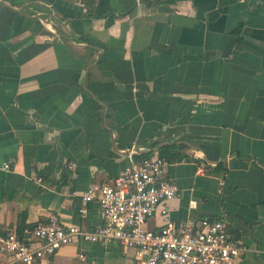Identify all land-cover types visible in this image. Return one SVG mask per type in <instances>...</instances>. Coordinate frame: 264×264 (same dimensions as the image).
I'll return each instance as SVG.
<instances>
[{
	"label": "crops",
	"instance_id": "0c3cea01",
	"mask_svg": "<svg viewBox=\"0 0 264 264\" xmlns=\"http://www.w3.org/2000/svg\"><path fill=\"white\" fill-rule=\"evenodd\" d=\"M89 1L0 0V236L93 230L87 186L163 156L169 219H223L239 264H264V0ZM132 258L76 240L39 264Z\"/></svg>",
	"mask_w": 264,
	"mask_h": 264
},
{
	"label": "built area",
	"instance_id": "2783aa9c",
	"mask_svg": "<svg viewBox=\"0 0 264 264\" xmlns=\"http://www.w3.org/2000/svg\"><path fill=\"white\" fill-rule=\"evenodd\" d=\"M167 166L165 158L151 155L129 162L110 182L88 185L77 213L84 215L90 203L97 206L101 225L93 230L63 227L55 217L19 231L7 229L0 236V264H39L76 240L116 243L133 252L132 264H239L244 249L223 219L181 225L169 219L166 203L177 189L163 179ZM157 214L160 226L148 231L147 221Z\"/></svg>",
	"mask_w": 264,
	"mask_h": 264
},
{
	"label": "trees",
	"instance_id": "16d2710c",
	"mask_svg": "<svg viewBox=\"0 0 264 264\" xmlns=\"http://www.w3.org/2000/svg\"><path fill=\"white\" fill-rule=\"evenodd\" d=\"M83 1V3H84V5L87 7V8H89L90 6H91V1H89V0H82ZM105 16V15H104ZM90 17H92V16H90ZM148 155H145V156H142V157H140V159L141 158H144V157H147ZM160 157H163V156H160ZM163 158H165V157H163ZM166 159V158H165ZM167 160V159H166Z\"/></svg>",
	"mask_w": 264,
	"mask_h": 264
}]
</instances>
